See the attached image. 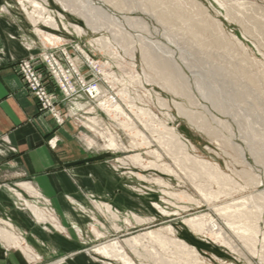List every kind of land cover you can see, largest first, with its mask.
<instances>
[{
	"label": "rangeland",
	"instance_id": "374dc122",
	"mask_svg": "<svg viewBox=\"0 0 264 264\" xmlns=\"http://www.w3.org/2000/svg\"><path fill=\"white\" fill-rule=\"evenodd\" d=\"M87 1L0 0V24L14 26L7 37L24 51L11 60L23 90L110 174V196L83 194L88 206L76 208L91 222L81 250L121 264L94 249L170 226L167 237L192 247L198 264H264V0ZM32 2L58 29L38 21ZM166 129L188 147L171 149ZM109 136L117 147H106ZM203 215L232 249L183 222ZM231 226L247 228L254 252ZM140 247L125 248L134 264H193L160 242Z\"/></svg>",
	"mask_w": 264,
	"mask_h": 264
},
{
	"label": "crops",
	"instance_id": "0c3cea01",
	"mask_svg": "<svg viewBox=\"0 0 264 264\" xmlns=\"http://www.w3.org/2000/svg\"><path fill=\"white\" fill-rule=\"evenodd\" d=\"M13 28L0 24V228L7 231H0V264H62L63 257L101 264L81 250L79 234H89L91 222L76 208L88 206L83 194L110 196L108 168L78 147L70 124L57 126L23 90L11 60L24 51L7 37Z\"/></svg>",
	"mask_w": 264,
	"mask_h": 264
},
{
	"label": "bare ground",
	"instance_id": "6f19581e",
	"mask_svg": "<svg viewBox=\"0 0 264 264\" xmlns=\"http://www.w3.org/2000/svg\"><path fill=\"white\" fill-rule=\"evenodd\" d=\"M87 1V0H86ZM88 2V1H87ZM86 2V3H87ZM34 5L33 7H35V9L37 10L36 11V14L39 15L38 16V21L40 22H46L47 25L49 24L51 26V28L53 29H58V23L56 22V20H54L53 18L51 17H44L42 18L40 15H44V14H47L46 10L43 9L42 5H39L38 3H34L32 2ZM79 7V6H78ZM76 6V8H78ZM90 13L94 12V13H99L101 14V11L98 10V9H93L91 8L90 9ZM97 13V14H98ZM58 14V13H57ZM60 17V16H59ZM61 19V18H60ZM92 20V18H90ZM89 19V20H90ZM32 20V19H31ZM33 23H35L34 20H32ZM161 21V19H160ZM163 23V22H161ZM35 25V24H34ZM66 27V26H65ZM75 30H77L75 28ZM39 34V33H38ZM40 35V34H39ZM43 35V34H42ZM47 41L51 42L53 40L57 41L58 38H54L53 36H50V35H43ZM42 37V36H41ZM57 37V36H56ZM54 41V43H55ZM90 62V61H89ZM164 65V64H163ZM162 67V66H161ZM164 70L165 69H169L168 67H164L163 68ZM172 70V69H171ZM168 75V74H167ZM167 81H168V78H167ZM172 81V80H171ZM181 83V82H180ZM173 85H175L174 83H172ZM179 84V83H178ZM170 86V85H169ZM180 86V85H179ZM172 88L175 89V86L173 87L171 85ZM170 88V87H169ZM182 88V87H181ZM172 89V90H174ZM175 91H177L175 89ZM183 92V91H182ZM181 93V92H180ZM208 98L210 97H213V95H211L210 93H208V95H206ZM110 101V100H109ZM109 103V102H108ZM105 103L104 105V109L107 111V113L112 114L113 112H117L118 110L117 109H112V107L109 106V104ZM144 113V112H143ZM92 124V123H91ZM161 127V126H160ZM167 131V134L171 137V141H172V145L170 146L171 149L172 147L175 148V149H181V150H184L186 147H188L186 144H184L181 140H180V137L178 136V134H176L174 132V130L172 129H166ZM91 140L89 139L88 142L92 144V142H90ZM169 144V142H168ZM106 147L108 148H114V147H117L116 146V143H115V140H113V137L112 136H109L107 138V143H106ZM191 147V146H190ZM169 148V147H168ZM172 152V150L170 151ZM175 153V152H174ZM176 153H177V150H176ZM131 161H134L136 162V157H132L130 158ZM183 158H181L182 160ZM186 158H184L183 160H185ZM180 160V161H181ZM178 161V160H177ZM184 162V161H183ZM182 162V163H183ZM197 162V161H196ZM195 163V162H194ZM198 163V162H197ZM196 165V164H195ZM198 166V165H197ZM174 196V195H173ZM183 196V195H182ZM97 207V206H96ZM105 207V206H104ZM106 208V207H105ZM219 213H221L222 210H231V206H225L223 207V209L221 207H219ZM230 213V211H227V214ZM40 214V213H39ZM227 214H224L223 217H226L227 218V223L232 225V216L231 215H228ZM249 214V213H248ZM247 212H239L237 215H236V218H246L248 216ZM110 215V214H109ZM222 215V214H220ZM231 216V218H230ZM135 219V222L137 223H141V222H144V220L136 217L134 218ZM249 219V218H248ZM252 220V219H250ZM127 222V220H126ZM184 224L190 228L192 231H194L195 233L197 234H201V235H204V236H207L209 237L210 239H212V241L220 244V245H224V246H228L229 248L232 249V244H231V241L226 239V236L223 235V232H222V229L220 227L217 226V224L213 221V219L209 216H200V217H195V218H191V219H186L183 221ZM246 225V224H245ZM246 227V226H245ZM247 227H250V225L248 224ZM250 229V228H249ZM231 230L234 231V233L239 237V239L244 243V245L249 249H251V252H254L250 246V237L247 236L249 234V232H247V228H243V227H240L239 228H234L233 226H231ZM0 231L1 232H6V230L0 228ZM247 232V233H246ZM167 233H173V229L170 227V226H166L164 228H160V229H157V230H153V231H149V232H146L144 234H138L136 236H132L126 240H124L122 243L120 242H117V241H114L112 243H108V244H105L101 247H98L96 249H94V252L96 251L98 254H101V255H108L110 257H113L112 259L115 260V261H118L120 262L121 264H134V262L127 256V254L125 253V248H129V247H132V248H136V247H140L142 249H144L143 246V243H147V242H160L161 244L163 245H168L170 247H172L173 249H175V251L177 253H180L181 255L189 258L190 260H192L193 264H198V255L196 253V251L192 248V247H189L184 241L182 240H179V239H172V238H168L167 237ZM264 234V233H263ZM252 235V233L250 234ZM253 236V235H252ZM252 238V237H251ZM254 238V236H253ZM254 241V240H253ZM254 247H255V243H254ZM261 253V252H260ZM259 253V255H260ZM261 257V255H260ZM189 262V261H188ZM200 262V261H199Z\"/></svg>",
	"mask_w": 264,
	"mask_h": 264
}]
</instances>
